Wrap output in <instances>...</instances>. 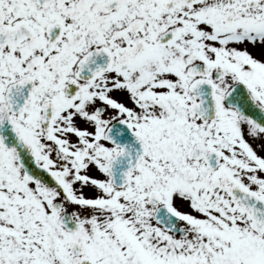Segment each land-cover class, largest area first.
Instances as JSON below:
<instances>
[{
	"label": "snow or ice",
	"instance_id": "snow-or-ice-1",
	"mask_svg": "<svg viewBox=\"0 0 264 264\" xmlns=\"http://www.w3.org/2000/svg\"><path fill=\"white\" fill-rule=\"evenodd\" d=\"M0 264H264V0H0Z\"/></svg>",
	"mask_w": 264,
	"mask_h": 264
}]
</instances>
